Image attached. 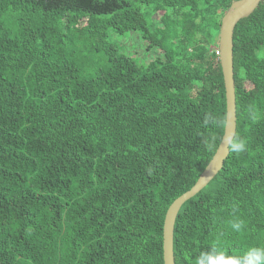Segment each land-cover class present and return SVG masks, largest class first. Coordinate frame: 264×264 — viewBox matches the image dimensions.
<instances>
[{
    "label": "trees",
    "instance_id": "1",
    "mask_svg": "<svg viewBox=\"0 0 264 264\" xmlns=\"http://www.w3.org/2000/svg\"><path fill=\"white\" fill-rule=\"evenodd\" d=\"M233 1L0 0V264H164L166 211L224 134L216 50ZM110 30L160 52L137 61ZM233 54L247 151L182 205L175 264L264 244V0Z\"/></svg>",
    "mask_w": 264,
    "mask_h": 264
},
{
    "label": "water",
    "instance_id": "2",
    "mask_svg": "<svg viewBox=\"0 0 264 264\" xmlns=\"http://www.w3.org/2000/svg\"><path fill=\"white\" fill-rule=\"evenodd\" d=\"M262 0H234L221 18L218 40L219 59L223 72L226 94V122L222 139L209 163L199 175L193 186L175 198L169 205L163 226L164 264H175L174 228L182 205L201 191L222 169L229 154L227 137L236 134V91L234 78L233 34L237 23L258 8Z\"/></svg>",
    "mask_w": 264,
    "mask_h": 264
},
{
    "label": "clouds",
    "instance_id": "3",
    "mask_svg": "<svg viewBox=\"0 0 264 264\" xmlns=\"http://www.w3.org/2000/svg\"><path fill=\"white\" fill-rule=\"evenodd\" d=\"M204 123L215 127L219 125L220 121L216 117L209 115L205 118ZM215 140V135L210 133L205 138L204 144L210 149L214 146ZM226 142L229 151L233 153L240 154L247 151V141L239 135L228 136ZM244 223V220L239 217L229 220V225L235 232H239ZM189 264H264V244L251 246L242 254H229L217 243L190 257Z\"/></svg>",
    "mask_w": 264,
    "mask_h": 264
},
{
    "label": "rangeland",
    "instance_id": "4",
    "mask_svg": "<svg viewBox=\"0 0 264 264\" xmlns=\"http://www.w3.org/2000/svg\"><path fill=\"white\" fill-rule=\"evenodd\" d=\"M161 14L162 12H159L157 16H160ZM110 38L120 47V50L123 53L133 57L137 61L147 62L151 57H155L160 52L155 49V47L147 50L148 43L142 39L138 32H129L120 35L114 30H110ZM251 86V83L247 82V88H251Z\"/></svg>",
    "mask_w": 264,
    "mask_h": 264
},
{
    "label": "built area",
    "instance_id": "5",
    "mask_svg": "<svg viewBox=\"0 0 264 264\" xmlns=\"http://www.w3.org/2000/svg\"><path fill=\"white\" fill-rule=\"evenodd\" d=\"M216 53L219 54V50L218 49L216 50Z\"/></svg>",
    "mask_w": 264,
    "mask_h": 264
}]
</instances>
